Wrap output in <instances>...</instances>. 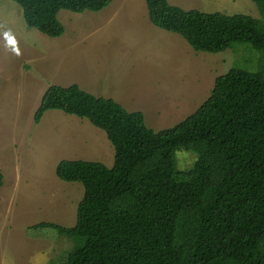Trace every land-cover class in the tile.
I'll return each mask as SVG.
<instances>
[{
    "label": "trees",
    "instance_id": "16d2710c",
    "mask_svg": "<svg viewBox=\"0 0 264 264\" xmlns=\"http://www.w3.org/2000/svg\"><path fill=\"white\" fill-rule=\"evenodd\" d=\"M12 1L27 28L58 38L61 10L97 13L113 0ZM144 1L149 22L195 52L248 43L264 54V0H250L260 18ZM52 110L87 120L114 150L111 167L82 160L55 167L59 180L83 187L75 223L31 228L73 243L64 264H264V57L254 72L231 68L216 77L192 114L161 131L149 129L141 112L76 84L49 86L34 123ZM179 150L196 156L187 170L177 169Z\"/></svg>",
    "mask_w": 264,
    "mask_h": 264
},
{
    "label": "rangeland",
    "instance_id": "374dc122",
    "mask_svg": "<svg viewBox=\"0 0 264 264\" xmlns=\"http://www.w3.org/2000/svg\"><path fill=\"white\" fill-rule=\"evenodd\" d=\"M183 10L260 18L250 0H167ZM61 37L26 27L21 8L0 0V264H64L73 243L38 223L72 227L80 183L55 175L61 160L113 163L103 131L58 110L33 115L51 85H78L141 112L157 132L192 114L216 77L231 68L254 72L262 52L235 43L221 53L195 52L180 36L153 26L144 0H113L94 13L61 10ZM14 41V43H10ZM178 170L196 156L179 150Z\"/></svg>",
    "mask_w": 264,
    "mask_h": 264
},
{
    "label": "snow or ice",
    "instance_id": "6c2138e0",
    "mask_svg": "<svg viewBox=\"0 0 264 264\" xmlns=\"http://www.w3.org/2000/svg\"><path fill=\"white\" fill-rule=\"evenodd\" d=\"M10 43H14V41H11V40H10Z\"/></svg>",
    "mask_w": 264,
    "mask_h": 264
}]
</instances>
